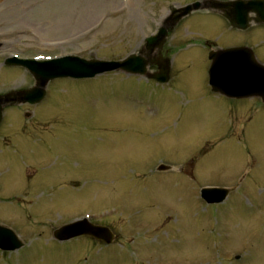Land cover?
Wrapping results in <instances>:
<instances>
[{
  "label": "rangeland",
  "instance_id": "1",
  "mask_svg": "<svg viewBox=\"0 0 264 264\" xmlns=\"http://www.w3.org/2000/svg\"><path fill=\"white\" fill-rule=\"evenodd\" d=\"M187 1L0 0V59H121L139 49L170 6ZM216 19L200 12L185 24ZM234 39L217 32L216 47ZM206 51L190 46L183 58L190 63L176 60L179 81L163 88L124 73L51 81L43 101L28 109L31 119L22 118L27 129L19 116L27 106L4 111L0 143L14 150L0 149V224L23 245L0 252V264H264V107L210 92ZM31 85L21 67L0 63V92ZM230 107L243 111L239 122L250 119L233 135L221 117ZM37 120L41 126L30 128ZM160 161H194L196 168L193 176L177 165L158 172ZM204 187L233 190L207 205ZM84 213L120 243L53 239L55 228Z\"/></svg>",
  "mask_w": 264,
  "mask_h": 264
},
{
  "label": "water",
  "instance_id": "2",
  "mask_svg": "<svg viewBox=\"0 0 264 264\" xmlns=\"http://www.w3.org/2000/svg\"><path fill=\"white\" fill-rule=\"evenodd\" d=\"M166 36V31L165 30H160L159 33L151 39L147 40L148 44H154V47L161 45L162 40ZM137 63L136 65L132 63ZM141 63V60L135 56H130L126 61H124V65L121 67L123 69L131 70L133 72H143L144 66L140 67L138 64ZM119 66L118 63L114 62H104V61H96V60H91V61H83L77 59L73 63H68L66 61L62 62H55V64L46 66L39 71L35 72L33 70H30L32 75L36 80H39L40 88H35L33 90H36L35 93H39L40 96L43 95L44 93V86L48 82V80L56 77H90L94 76L97 73H101L104 71H108L114 68H117ZM31 90H27L22 93V98L20 101H31ZM19 101V102H20ZM35 102V101H34ZM0 119H1V106H0ZM226 194V191L224 190H204L203 191V196L206 195V198L210 202H217L220 201L224 198ZM73 225L61 227L58 230L54 232L55 237L58 239H64V238H69L72 236H75L77 234H80L79 232H83L86 234H92L95 235L94 230L98 231L99 229L91 227L89 230L86 231H77L74 234H69V235H64V233L70 229L73 228Z\"/></svg>",
  "mask_w": 264,
  "mask_h": 264
},
{
  "label": "flooded vegetation",
  "instance_id": "3",
  "mask_svg": "<svg viewBox=\"0 0 264 264\" xmlns=\"http://www.w3.org/2000/svg\"><path fill=\"white\" fill-rule=\"evenodd\" d=\"M192 1H195V0H192ZM224 1L226 0H218L217 2L221 3ZM212 5L214 4L212 3ZM219 8H220L219 10L223 14L227 13L226 15L228 16H234L233 14H231V8H226L224 6H220ZM247 16L257 17V15H252V14H249ZM197 27L199 28L204 27L206 31L205 33L206 35L208 34L213 35V33L217 31L218 29L221 31L223 30L229 31L228 34L230 33L231 35H233L235 39L233 40L232 43L227 42V47L228 46L247 47L248 49L251 50L252 57L255 58L258 63L264 64V29H263L264 27L252 26L247 31H239V30L229 27V25L226 23V20L224 18L220 20H215L213 23H209L205 26L198 23ZM197 31L198 30H192L191 33H196ZM181 44H186L188 46L196 47L197 49H202V50L207 48L206 63H205V66L203 67V70H204L203 73H205L206 75V71L210 63L209 60L207 59V54L210 50L217 49L215 39L211 37H206L204 39H197V38L186 39L184 36L175 35L169 39L165 51L171 52L172 50H174V48H176L177 46ZM259 51L263 54L261 57H259V53H258ZM173 69H175V72H176L177 68L173 67ZM175 72H172V76L169 80V83L171 84H174L178 80L177 73ZM229 100L231 101H244V100L254 101L264 107V103H261L260 98L257 96L249 98V99H240V100L229 99ZM223 112L227 114L228 117L230 118H237L239 117L240 114L243 113L242 110L235 109V107L227 108Z\"/></svg>",
  "mask_w": 264,
  "mask_h": 264
},
{
  "label": "bare ground",
  "instance_id": "4",
  "mask_svg": "<svg viewBox=\"0 0 264 264\" xmlns=\"http://www.w3.org/2000/svg\"><path fill=\"white\" fill-rule=\"evenodd\" d=\"M94 0H90V2H93ZM87 11V9L84 10V12Z\"/></svg>",
  "mask_w": 264,
  "mask_h": 264
}]
</instances>
